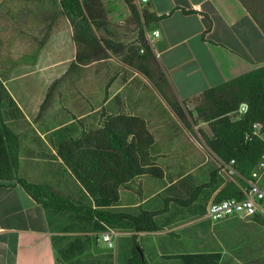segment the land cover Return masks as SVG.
Segmentation results:
<instances>
[{"label": "trees", "instance_id": "obj_1", "mask_svg": "<svg viewBox=\"0 0 264 264\" xmlns=\"http://www.w3.org/2000/svg\"><path fill=\"white\" fill-rule=\"evenodd\" d=\"M56 1L60 14L71 26L72 42L76 48L75 58L68 69L79 70L81 66L107 59L109 54L119 57L124 65L153 85L170 112L187 129L192 130L199 124L206 126L208 133L200 128L197 132L216 167L210 171L205 183L195 185L189 174L165 184L163 169L150 155L154 136L142 118L126 114L108 116L96 128H87L84 120L76 121L74 125L71 123L57 131H62V138L55 149L56 157L88 197L87 203L76 204L47 185L30 183L18 177L19 135L6 123L7 118H15V112L9 111L14 102L6 91L1 90L0 187H20L36 205L57 213L70 214L87 225L93 233H101L105 227L117 229L127 224L134 232L131 236L134 250L127 264H148L143 250L137 244L138 234L161 231L162 227L157 220L169 211L171 204L189 208L206 190L214 194L212 202L243 197L242 178L252 180L251 174L264 153V65L209 87L191 100H179L145 40L137 11L128 0L126 6L136 27V39L129 44L116 41L108 28L105 8V1L108 0ZM237 1L264 36V0ZM166 17H157L145 11L144 25L148 26ZM56 84L54 82L46 93L40 105V114L47 110ZM188 104L193 106L192 110L187 108ZM242 105L245 111L240 112ZM76 125L79 132H76ZM231 160H234V167L242 178L228 179L221 186L223 179L219 175L220 162ZM137 179L160 182L161 207L139 209L136 212L118 211L117 207L121 205L120 190H131V184ZM188 184L191 187L187 188ZM51 239L60 259L76 256L82 251L79 238L70 240L54 236ZM135 248H138L142 257ZM165 258L178 260L182 264H219L221 254L185 253Z\"/></svg>", "mask_w": 264, "mask_h": 264}, {"label": "crops", "instance_id": "obj_2", "mask_svg": "<svg viewBox=\"0 0 264 264\" xmlns=\"http://www.w3.org/2000/svg\"><path fill=\"white\" fill-rule=\"evenodd\" d=\"M105 2L115 6L112 10L106 11L108 28L116 38L114 30L118 32L117 27L109 25V22L112 18L120 17L119 20L127 18L130 11L124 3L115 4L109 0ZM146 11L157 17L167 16L150 23L145 29L142 28L145 40L149 39L155 59L164 70L179 100H191L209 87L264 65V36L237 0H150ZM184 11L193 13L186 14ZM116 23L119 24L120 21ZM155 30L159 32L157 38L152 36ZM135 39L136 36L130 40L134 42ZM118 42L124 44L125 41L120 36ZM72 46L73 50L67 61L69 65L75 58V47L73 44ZM39 55L40 58L41 54ZM112 56L114 57L109 54L107 59L81 66L79 70H69L68 65L65 95L70 107L75 111L66 109L65 113L69 117L65 118V122L52 125L53 128L48 129L49 131L37 130L27 119L29 127L33 129L31 132L33 136L24 137V144H21L22 136L19 138V178L30 183L47 185L72 200H83V203H86L88 197L56 157L55 149L62 137L53 133L68 127L71 123L74 125L76 121L90 120L88 118L90 115H93L92 120L95 118L97 122L102 123L108 116L126 114L142 118L154 136L151 129L162 128L164 120H170V110L155 90L151 91L146 87L147 79L124 65L121 60L120 63L124 66L113 64ZM122 70L126 71L121 77L119 73ZM98 79L102 81L103 97L100 103L92 109L80 108L82 96L89 89V84ZM105 79L107 82L103 83ZM119 79L123 80L122 84L119 83ZM13 80L15 78L10 77L6 83ZM8 93L13 97L12 93L9 91ZM15 102L22 110L18 102L16 100ZM191 106L188 104L187 108L190 110ZM172 120L170 126L176 129L174 125L178 123ZM163 136L167 137L169 133H164ZM162 142L154 138L150 155L163 169L164 175L172 173L177 175L176 177H181L192 174L193 170L202 166L200 162L196 167L165 166L160 160L163 161L162 159L167 158L171 152L160 148ZM168 142L169 137L165 140V143ZM185 154L189 159V154ZM170 168L176 171L169 172ZM225 181L227 180H221V186ZM123 192L125 194L122 195ZM127 194L131 195V191L120 190L121 205L117 207L118 211L149 210L147 203L152 194L141 198L136 204L125 201L124 196ZM171 208L164 214L165 216L170 213ZM49 212L36 205L20 187H0V264H120L119 248L106 247L108 251L114 250L113 254L103 252L102 248V252H99L97 240L94 244L91 243V246L90 235H68L66 227L58 229L59 224L54 222L55 215ZM207 223L209 228L215 229L209 234L208 252L221 254L219 264H264L263 218L250 220L231 218ZM133 233L129 228L128 234L131 235L124 236H132ZM54 236L70 240L79 238L83 251L70 258L67 256V259L63 258L60 262V257L52 245L51 238ZM121 236L123 235H117V239ZM158 240L162 243L161 248L155 250L153 258L144 255L147 263L152 264L158 259L170 264L176 262L165 257L182 252H174L167 248L169 241L166 237ZM200 247L201 243L195 242L187 253H199L196 249ZM124 252L125 255L128 254L127 261L131 253L128 249Z\"/></svg>", "mask_w": 264, "mask_h": 264}, {"label": "rangeland", "instance_id": "obj_3", "mask_svg": "<svg viewBox=\"0 0 264 264\" xmlns=\"http://www.w3.org/2000/svg\"><path fill=\"white\" fill-rule=\"evenodd\" d=\"M114 7L112 4L105 2L106 10H112ZM119 19L120 17L112 18L109 22V25L112 24L117 27L118 32L114 30L116 38L114 35L113 38L116 41H120L121 36L125 41L124 44L132 43L130 39L136 36V27L131 15L129 14L127 18H123L122 20ZM118 21H120L119 24L116 23ZM70 28L69 23L60 14L56 0H0V92L6 91L8 93L9 91L13 95L12 97L8 93L14 102V106L9 107V111L15 112V118H7L6 123L19 135V138L22 136L21 144H24V137L33 136L31 133L33 129L29 127L28 120L34 124L37 130L49 131L48 129L53 128L52 125L65 122V118L69 117L65 113L66 109L75 111V109L70 107L71 105L68 103L65 95L67 83L66 71L69 65L67 61L70 59L69 56L73 50L72 29ZM39 54H41L40 58L38 57L40 56ZM112 59L114 61V63L112 62L113 64L124 66L120 63L119 58L112 56ZM125 71L122 70L119 73L121 77L125 75ZM10 77L15 78V80L6 83ZM122 81L119 79L120 84H122ZM54 82H57V84L53 90L50 104L47 110L40 114V105ZM106 82L107 79L103 81V83ZM146 83V87H149L148 89L151 91L155 90L149 81ZM102 97V81L98 79L89 84V89L82 96L80 108H86V110L92 109V107L100 103ZM5 99L7 103V96H5ZM14 99L21 106L22 110L17 106ZM6 103L5 108L8 109ZM192 109L193 106H191ZM92 116H88L91 121L84 119L85 123H87L86 127H99L102 123L97 122L95 118L92 120ZM172 119L178 123L174 125L176 129L170 126L171 122H173ZM163 125L164 127L162 128L154 127L151 129L154 138L163 141L160 148L162 147L163 150L171 152L167 158L164 157L163 161L160 160V162L168 167L181 165L186 168L196 167L197 163L200 162L202 166L193 170L191 174L192 180H194L195 185L207 182L209 173L216 167V164L197 132L200 128L208 133L206 126L199 124L197 127L189 130L172 113L170 114V120L165 119ZM76 128L78 129L76 132H79L77 125ZM164 133H169V136H167L169 137L168 143H165L167 137L163 136ZM56 134L61 136L60 132ZM47 136L49 135L47 134ZM185 153L189 154V159L185 157ZM168 171L173 172L176 170L170 168ZM19 176H21L20 173ZM176 176L172 173L165 175V184L171 180L175 182L178 178ZM221 179H224V177L221 176ZM159 183V181L151 179H137L131 184V195L127 194V196H124L126 198L125 201L130 204H136L141 198L152 194L153 196L148 200L147 206L150 210L156 209V206L161 207L162 198L160 194L162 191H159L161 188ZM186 187L189 188L191 185L188 184ZM123 194L125 193L123 192ZM186 194L184 193V195ZM213 196L214 194L211 190H206L189 208H181L175 204H171L169 209L173 208H171L170 213L159 217L157 220L158 224L162 227L161 231L138 234L137 244L143 250V255L146 254L147 257L153 258L155 250L161 248L160 245L162 243L158 239H164L165 237L169 241L167 242V248H170L174 252L185 254L182 250L187 253V250L192 245H195V242L198 243V241L201 243V247L196 249L199 250V253L210 251L208 238L209 234L214 232L215 229L209 228V223H207V219L203 214L206 206L212 202ZM73 201L76 204H84L83 200L73 199ZM48 211L55 215L54 222L59 224L58 229L66 227L68 235H90L89 243L91 246L97 240L99 252H102V248L104 249L103 252L113 254L114 250H106L107 246L102 242L101 233L106 231L105 229L101 233H93L88 230L87 225L70 214L57 213L53 210ZM128 227L125 224L122 228H112L118 235H123L120 239L116 237L113 241L114 246L119 248L120 264H127L128 262V260L126 261L128 254L125 255L124 250L128 249L130 253L134 250L133 238L131 236H124L131 235L128 234L130 228ZM177 237L180 238L177 240ZM198 237H200V240H198ZM135 250L139 253L138 248H135ZM60 260L62 261V259ZM175 261L171 262V264H182L178 260ZM152 264H170V262L166 263L158 259L152 262Z\"/></svg>", "mask_w": 264, "mask_h": 264}, {"label": "built area", "instance_id": "obj_4", "mask_svg": "<svg viewBox=\"0 0 264 264\" xmlns=\"http://www.w3.org/2000/svg\"><path fill=\"white\" fill-rule=\"evenodd\" d=\"M115 4L124 3L126 0H109ZM130 4L135 8L140 19L142 27L144 25V14L149 5L150 0H128ZM152 36L157 38L159 36L158 31H153ZM146 41L149 43V39ZM142 53V51H140ZM245 111V107H240V112ZM255 135L256 132H254ZM235 162L231 160L229 162H220L219 175L224 179L242 178L239 172L234 167ZM252 180L247 181L242 178V194L241 199H228L219 202H210L204 211V217L211 223L224 221L231 218H240L244 220H250L255 218L264 219V153L260 157L257 167L251 174ZM102 235V241L107 245L109 249H112L113 241L117 237V233L110 227H105Z\"/></svg>", "mask_w": 264, "mask_h": 264}, {"label": "water", "instance_id": "obj_5", "mask_svg": "<svg viewBox=\"0 0 264 264\" xmlns=\"http://www.w3.org/2000/svg\"><path fill=\"white\" fill-rule=\"evenodd\" d=\"M139 255L142 257V254L139 252Z\"/></svg>", "mask_w": 264, "mask_h": 264}]
</instances>
